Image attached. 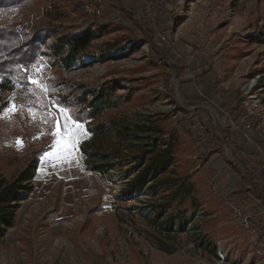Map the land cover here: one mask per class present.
Returning a JSON list of instances; mask_svg holds the SVG:
<instances>
[{
	"label": "rangeland",
	"instance_id": "374dc122",
	"mask_svg": "<svg viewBox=\"0 0 264 264\" xmlns=\"http://www.w3.org/2000/svg\"><path fill=\"white\" fill-rule=\"evenodd\" d=\"M78 1L6 0L0 8V25L30 26L54 6L63 9L55 22L62 27L80 30L98 23L93 47L72 69L41 59L24 69L28 83L1 96L6 106L0 110V180L29 164L35 171L33 190L0 240V264H264L249 251L225 194L253 193L250 172L257 161L251 153L264 155V131L236 143L224 137L221 130L229 128L238 139L243 130L234 127L215 94V86L247 92L264 108V42L254 39L264 32V0H121L131 20L119 7L106 14L103 0L102 15L83 17L74 9ZM112 41L120 45L109 51ZM110 80L130 100L102 120L141 125L150 119L171 135L173 170L190 176L203 211L192 225L216 245V255L195 247L192 231L177 236L171 254L152 245L138 210H130L150 198L148 191L132 197L122 192L133 175L126 160L129 142L119 146L125 158L100 175L86 168L81 147L91 136L77 121L85 134L71 157H45L54 151L57 118L64 122L49 85ZM206 124L204 135L213 136L212 143L194 141L191 133ZM213 177L221 184L217 192L210 187Z\"/></svg>",
	"mask_w": 264,
	"mask_h": 264
},
{
	"label": "trees",
	"instance_id": "16d2710c",
	"mask_svg": "<svg viewBox=\"0 0 264 264\" xmlns=\"http://www.w3.org/2000/svg\"><path fill=\"white\" fill-rule=\"evenodd\" d=\"M5 2L0 0V8ZM103 4L106 14L119 7L131 20L130 11L120 6L121 0H103ZM74 9L81 16L88 17L84 11V0L76 2ZM63 13L61 7L54 6L44 12L43 19L30 26L19 27L13 22L0 25V110L6 106L1 98L3 93L13 90L16 85L28 83L25 68L45 59L51 66L72 69L93 47L97 34L92 28L98 23L89 22L80 30L65 28L55 23L63 17ZM254 39L264 42V32ZM108 45L107 50L110 51L120 44L112 41ZM215 94L222 100L220 107L234 127L248 135L264 131L254 117L247 115L240 91L215 86ZM49 96L56 104L68 109L73 119L78 117L77 121L85 124L91 141L83 145L81 151L88 170L106 175L125 158L119 146L129 142L126 147L131 151V157L126 160L128 164L132 163L130 170L133 175L127 176L122 192L126 197H132L140 191H148L150 198L142 206L130 210H138V215L147 226L146 235L157 250L173 253L177 247V236L192 231L194 246L216 255V245L192 225L199 211L195 188L190 176L173 170L175 148L171 135L150 119L141 125L126 124L123 120H102L104 115L119 110L130 100V95L117 93L115 80L100 84L60 81L49 85ZM208 124L191 133L194 141L212 143L213 136L204 135L209 132ZM221 131L224 137L234 138L235 143L245 140L243 136L238 139L229 128ZM251 155H256V152ZM257 158L258 166L250 172V178L253 194L261 199V205L255 207L250 204L243 189H227L225 194L251 215L264 237V156L257 154ZM34 171L35 165L29 164L12 179L0 180V240L14 226L20 203L33 190Z\"/></svg>",
	"mask_w": 264,
	"mask_h": 264
},
{
	"label": "built area",
	"instance_id": "2783aa9c",
	"mask_svg": "<svg viewBox=\"0 0 264 264\" xmlns=\"http://www.w3.org/2000/svg\"><path fill=\"white\" fill-rule=\"evenodd\" d=\"M99 2V0H86L84 3L85 12L92 16L102 15L104 9ZM241 95L243 96L242 105L247 115L254 117L257 120V124L261 125L264 120L263 104L255 100V98L247 92H241ZM246 136H248V134L243 132V137ZM210 187L216 192L219 191L221 187L220 181L216 177L211 178ZM247 200L255 207H259L261 205V199L253 193H247ZM226 203L231 208L237 220V224L242 231L244 239L249 247V251L252 255L264 261V237L261 236L258 227L252 220L251 215L245 213L240 206L228 198H226ZM202 212V210H199L197 215Z\"/></svg>",
	"mask_w": 264,
	"mask_h": 264
},
{
	"label": "snow or ice",
	"instance_id": "6c2138e0",
	"mask_svg": "<svg viewBox=\"0 0 264 264\" xmlns=\"http://www.w3.org/2000/svg\"><path fill=\"white\" fill-rule=\"evenodd\" d=\"M30 82L39 83L37 80H31ZM57 106L59 107V104ZM60 112L63 115L64 122L61 123V120L57 118L56 129L53 132V135L56 137L52 145L54 151L46 152V158H70L72 152L80 143L79 137L85 134L82 131L83 125L77 122L78 117L73 119L71 114H66L64 107H60ZM17 143H20V141L18 140Z\"/></svg>",
	"mask_w": 264,
	"mask_h": 264
},
{
	"label": "crops",
	"instance_id": "0c3cea01",
	"mask_svg": "<svg viewBox=\"0 0 264 264\" xmlns=\"http://www.w3.org/2000/svg\"><path fill=\"white\" fill-rule=\"evenodd\" d=\"M219 101H220V104H221V102H222V101H221V100H219ZM239 147H240V146H239ZM253 151H254V152H256V155H254V156H253V158H254V159L257 161V163H258L257 154H260V153H259V152H257V151H256V149H254ZM260 155H262V154H260ZM262 156H264V155H262ZM257 166H258V164H257ZM257 166H256V168H257ZM221 178H222V181H223V179H224V176L222 175V177H221ZM224 184H225V185H227V182L225 181V183H224Z\"/></svg>",
	"mask_w": 264,
	"mask_h": 264
}]
</instances>
